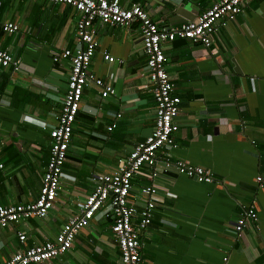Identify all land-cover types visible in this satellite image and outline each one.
Returning <instances> with one entry per match:
<instances>
[{
  "label": "crops",
  "instance_id": "1",
  "mask_svg": "<svg viewBox=\"0 0 264 264\" xmlns=\"http://www.w3.org/2000/svg\"><path fill=\"white\" fill-rule=\"evenodd\" d=\"M215 1L119 0L123 7L142 4L165 28L196 19ZM79 17L74 7L50 0H0V48L13 61L0 65V204L38 195L48 132L56 124L69 71L68 60L54 63L52 53L79 47ZM7 21L18 30H3ZM93 31L89 69L114 93L101 96L91 81L84 87L57 198L45 217L19 219L0 229V264L23 249L17 232L26 234L27 245L54 239L78 213L92 176L116 169L151 132L154 100L138 23L110 26L96 20ZM162 48L180 109L175 145L160 154L201 165L213 180L162 171L159 160L133 175L128 200L139 210L146 200L140 186L151 181L153 166L160 170L153 178L157 202L142 232L141 254L147 264H264V186L256 181L257 175L264 181V0H249L219 25L209 47L177 37ZM104 53L114 60H105ZM250 203L256 219L236 234L235 221ZM109 224L108 217L92 218L67 251L32 264H120Z\"/></svg>",
  "mask_w": 264,
  "mask_h": 264
},
{
  "label": "built area",
  "instance_id": "2",
  "mask_svg": "<svg viewBox=\"0 0 264 264\" xmlns=\"http://www.w3.org/2000/svg\"><path fill=\"white\" fill-rule=\"evenodd\" d=\"M67 4L80 12L76 22V34L79 47L71 50L64 48L52 53V61L68 60L69 71L66 89L62 99L56 124L49 129V155L41 176L38 195L24 203L0 204V229L19 219L45 217L56 200L59 178L66 152L72 137L73 121L79 109L82 92L88 82L100 88V95L105 97L114 93V88L97 78L89 69L96 41L93 25L96 20L110 26H128L137 22L143 52L146 56L145 67L150 81V90L154 100L155 118L151 132L137 142L126 158L110 172H98L92 176L93 186L80 204L79 211L63 223L52 240L31 245L25 244L27 238L23 232H17V238L23 249L16 250L2 264H32L48 260L67 251L74 236L81 227L97 216L110 218V231L118 246L120 264H147L141 254L142 232L151 223L153 210L157 202L156 187L153 178L160 170L152 167L150 182L140 186L139 191L145 197L144 206L137 210L128 200L132 178L144 165H154L162 161V171L173 170L195 179L198 182H211L209 169L188 163L181 158H173L169 153L160 154L163 148L175 145L174 133L178 128L175 118L180 109V97L175 93L173 83L167 73L166 56L162 43L177 37L211 46L216 29L243 10L249 0H218L205 8L193 20H186L171 28L159 27L142 4L134 3L123 7L119 0H50ZM1 28L9 33L17 31V24L7 21ZM109 62L114 57L104 53ZM10 53L0 48V65L12 63ZM117 117L120 113L115 114ZM115 123L107 126L111 129ZM2 163L0 162V167ZM258 187L264 186L261 175L256 176ZM256 219L253 204L242 207L234 224L235 233H239Z\"/></svg>",
  "mask_w": 264,
  "mask_h": 264
},
{
  "label": "water",
  "instance_id": "3",
  "mask_svg": "<svg viewBox=\"0 0 264 264\" xmlns=\"http://www.w3.org/2000/svg\"><path fill=\"white\" fill-rule=\"evenodd\" d=\"M178 13V12H177ZM175 18H177V17H175Z\"/></svg>",
  "mask_w": 264,
  "mask_h": 264
}]
</instances>
